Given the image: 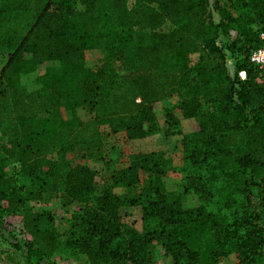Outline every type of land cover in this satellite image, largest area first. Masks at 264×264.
Returning a JSON list of instances; mask_svg holds the SVG:
<instances>
[{
	"label": "trees",
	"instance_id": "trees-1",
	"mask_svg": "<svg viewBox=\"0 0 264 264\" xmlns=\"http://www.w3.org/2000/svg\"><path fill=\"white\" fill-rule=\"evenodd\" d=\"M98 8L99 0H0V46L12 48L0 49V225L20 217L21 264H55L56 253L91 264H153L154 243L171 264L231 256L264 264V66L249 59L264 46V0H107L103 14ZM138 30L149 42L116 69L111 60ZM101 43L105 62L86 67L84 53ZM171 55L176 70L167 76ZM42 63L60 72L39 73ZM173 88L183 97L165 108L161 128L154 103ZM78 107L91 118H79ZM193 120L197 127L184 131ZM103 126L129 139L178 135L176 160L132 154L98 189L94 171L67 154L103 159ZM168 173L180 175L175 194L165 187ZM189 193L196 205L183 203ZM55 197L77 204L62 234L50 210L28 206ZM129 205L141 207V230L123 217Z\"/></svg>",
	"mask_w": 264,
	"mask_h": 264
},
{
	"label": "rangeland",
	"instance_id": "rangeland-1",
	"mask_svg": "<svg viewBox=\"0 0 264 264\" xmlns=\"http://www.w3.org/2000/svg\"><path fill=\"white\" fill-rule=\"evenodd\" d=\"M213 0H211L212 2ZM107 6V0H99V13L103 14V12L106 10ZM213 17L215 21H218L220 18V15L217 11L213 10ZM235 32H231V37H234ZM109 40L108 38L106 39ZM225 38L220 39L222 43L225 42ZM149 42V34L147 31H136L134 33L132 41L128 44L127 48L123 52H121L120 57L113 58L111 60V64L116 69H123L127 65H130L131 62L134 60L135 57V51L136 47L140 44H146ZM102 46L101 43L98 46H95L94 48H91L89 50H86L84 53V59L83 64L86 67L97 69L103 63L105 62V58L102 52ZM1 51L7 52L12 50L11 47L8 46L6 42L1 44L0 46ZM193 59L197 58V54L192 55ZM226 63L228 65V69L231 74H234V63L235 60L231 56H227ZM47 69L52 70L54 73H59L60 68L57 66L52 65L51 63H42L38 66V72L42 73L45 72ZM176 70V58L175 55H171L169 59V67L165 70V74L169 76L170 74L174 73ZM182 89L173 88L171 96L167 99L159 100L158 102L154 103V111L155 115L157 117V121L161 128H164V111L165 108L170 107L172 104L177 102L180 98H182L183 94ZM76 114L79 118H81L84 121H87L91 118V111L88 107H78L76 108ZM185 128L184 131L191 132L193 129L197 127L196 121H189L187 123H182ZM101 132L105 140H107L109 134H107V128L101 127ZM176 136L168 137L163 132H158L154 134L152 139L149 141L150 144L141 143L144 147H147L148 150L154 149V150H161L164 153L168 151L169 155L176 160V158L173 157V155L176 152V146L174 144L176 139ZM120 139V138H118ZM123 148V145H122ZM130 146L126 147L125 150H129ZM85 158V157H84ZM81 157V151L78 149H74L72 151H69L67 154V159L69 161H73L74 163H82L85 164L88 163V161ZM125 158V157H124ZM123 158V159H124ZM174 163V162H173ZM92 165V164H90ZM94 168H96L98 165H92ZM11 168H13V165H10ZM178 176L179 174L174 175V173L170 176L165 177V183L167 184L168 188L174 189L175 185L179 181ZM21 184H24L25 181L23 179H19ZM188 199H193L192 195L187 196ZM28 206L32 207L33 210H43L48 209L51 211L54 220V223L56 225V228L60 234L63 233L64 230H67L68 224L71 220L72 213L76 210L77 204H71V205H62L60 198H51L47 199L43 202H35V201H29ZM128 218L125 220L134 223V225L138 228H140L141 221H140V214L136 209H126L125 211ZM22 229V224L19 216H5L3 219L1 225H0V264H21L22 258L18 257V252H16L17 249V242L18 240L24 238V236L20 233ZM154 246L156 248V257L153 262V264H171L170 259L165 256V254L162 251V248L154 243ZM55 264H91L89 260L86 259L85 255H79L75 257H70L68 259L65 258V256L61 253H56L54 255ZM234 257H228L225 259H221L220 264H236ZM42 264H47L45 261H43Z\"/></svg>",
	"mask_w": 264,
	"mask_h": 264
},
{
	"label": "crops",
	"instance_id": "crops-1",
	"mask_svg": "<svg viewBox=\"0 0 264 264\" xmlns=\"http://www.w3.org/2000/svg\"><path fill=\"white\" fill-rule=\"evenodd\" d=\"M156 134V133H155ZM107 140L104 139L102 136V142L104 145L103 150V159H93L91 157H85V161L87 160L88 163L86 165L91 168L94 171V184L98 189H103L104 187L108 186L111 183V176L113 172L120 170L121 168L127 167L130 165V156L135 153H148V152H156L158 154H163L165 158L169 157L168 151L164 153L161 150H148L147 147H144L141 143L150 144L149 141L152 139L153 135L146 136V137H140V138H134L129 139L125 136L124 132H119L116 134H109ZM120 138V139H118ZM123 145V148H122ZM125 146H130L129 150H125ZM125 157V158H124ZM171 157V156H170ZM124 158V159H123ZM97 164L98 166L94 168L92 165ZM172 173H168L163 177V181L165 184V187L167 189V192L170 194L177 193L179 189L180 182H177L174 189L168 188L167 184L165 183V177L170 176ZM177 173H174L176 175ZM139 175L141 178L144 177V172L142 170H139ZM180 181V176H178ZM100 191V190H99ZM192 195L194 197L193 199H188L187 196ZM183 203L186 206H193L198 203V199L195 195L189 193L186 195H183L182 197ZM126 209H136L140 214V221L141 225L140 228L135 227L138 230L142 229V210L139 205H129L126 206L123 209L124 218H128V214L126 215L125 211ZM220 264V263H219Z\"/></svg>",
	"mask_w": 264,
	"mask_h": 264
},
{
	"label": "built area",
	"instance_id": "built-area-1",
	"mask_svg": "<svg viewBox=\"0 0 264 264\" xmlns=\"http://www.w3.org/2000/svg\"><path fill=\"white\" fill-rule=\"evenodd\" d=\"M261 36H264V34L261 33ZM249 59L254 65L263 67L264 66V46H260L252 50V52L249 55ZM240 76L241 78H244L245 73L241 71Z\"/></svg>",
	"mask_w": 264,
	"mask_h": 264
}]
</instances>
